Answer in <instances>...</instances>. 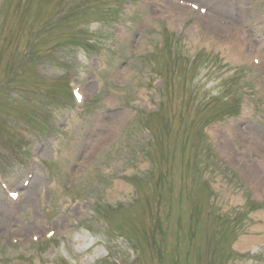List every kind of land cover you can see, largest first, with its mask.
Here are the masks:
<instances>
[{"label":"rangeland","instance_id":"obj_1","mask_svg":"<svg viewBox=\"0 0 264 264\" xmlns=\"http://www.w3.org/2000/svg\"><path fill=\"white\" fill-rule=\"evenodd\" d=\"M129 1L134 0H0V150L8 151L1 157L3 168L11 157L12 165L16 161L15 146L21 144L13 145L11 138L24 128L37 139L29 153L43 162L15 209L0 191V233L9 230L0 234V264H113V258L127 263L132 255L139 262L145 260L140 247L145 242L151 264H158L160 255L167 256L160 264H264V67L251 70L232 61L224 47L229 29L200 26L168 2L171 23L133 34ZM194 1L242 23L245 42L264 60V0H236V12L242 13L237 17L216 0ZM121 2L124 20L116 23ZM214 32L228 36L214 43ZM115 39L128 53L120 60L113 57L119 48L113 47ZM67 79L87 91L89 108L82 116L73 113ZM217 99L227 103L216 104ZM239 102L250 112L248 125L234 116L223 120ZM48 131L54 135L41 140ZM147 134L155 136L154 144H145ZM208 139L230 152L221 157L205 152L201 142ZM50 161L57 164L52 183L45 179ZM246 169L257 190L246 180ZM7 171L10 184L20 188L16 180L22 175ZM167 171L173 175L169 183ZM139 174L152 179L131 182ZM69 176L73 192L67 194L62 187ZM168 186L173 228L165 235L168 202L157 194L164 197ZM134 188L145 194L144 204L117 215H94L92 201L132 200ZM254 193L263 200L258 205L250 201ZM141 210L150 217L148 224L135 215ZM84 216L97 219L82 225ZM174 223L182 232L180 246ZM48 229L58 232L54 241L35 243ZM240 242L250 251L243 258L233 253ZM107 254L116 255L98 263Z\"/></svg>","mask_w":264,"mask_h":264},{"label":"bare ground","instance_id":"obj_2","mask_svg":"<svg viewBox=\"0 0 264 264\" xmlns=\"http://www.w3.org/2000/svg\"><path fill=\"white\" fill-rule=\"evenodd\" d=\"M225 5V7L226 8H228V5L227 4H224ZM173 23H175L176 22V20H173L172 21ZM219 34H217V32H214V34H213V36H211V38H212V41L215 43V42H218L219 40H221V39H223V37H226V36H228V34H222L221 32H218ZM194 35V32H192V34H191V36H193ZM224 47L227 49H229V51H230V56L232 57V61H234V62H238V59H237V57L234 55V53H233V51L231 50V43L229 42V43H227V46L226 45H224ZM253 176V175H252ZM253 182L255 183V180H253ZM254 183H253V185H254ZM256 185V184H255ZM120 187H123V186H120ZM250 240L251 239H247V240H245V242H250ZM241 246V247H240ZM237 248H239V249H246V245L245 244H239V246L237 247Z\"/></svg>","mask_w":264,"mask_h":264}]
</instances>
